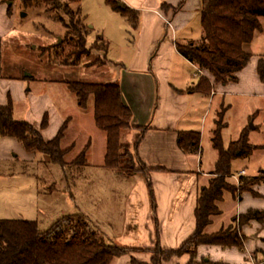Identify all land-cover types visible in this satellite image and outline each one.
Returning a JSON list of instances; mask_svg holds the SVG:
<instances>
[{"label":"crops","instance_id":"0c3cea01","mask_svg":"<svg viewBox=\"0 0 264 264\" xmlns=\"http://www.w3.org/2000/svg\"><path fill=\"white\" fill-rule=\"evenodd\" d=\"M8 2L0 0V72L5 53L12 44L15 46L16 38L20 35L16 28V14ZM119 2L137 13L139 26L134 29L133 40L124 38L118 42L120 46L116 44L120 47L116 53L113 50L115 36L125 35L124 31H104L103 39L109 46L106 60L119 68L112 78L120 83L123 103L132 111L133 129L124 132L121 141L145 165V171L128 177L132 185L126 193L122 230L115 233L113 229L114 233L108 234L101 230L105 237H113L110 240L116 245L137 250L115 259L112 264H133V259L140 264H150V251L157 245L164 250H178L196 230L195 212L199 194L202 188L209 185L219 159L213 145L216 156L212 150L209 154L203 144L208 128L215 125V129H212L214 136L221 113H227L233 99L264 97V83L257 74L260 55L255 53V37L247 47V52L251 54L249 64L237 74L235 82L225 85L216 84L206 72L197 74L199 67L179 53L178 44L201 40L202 0ZM111 11L112 16H121ZM262 33L263 30L256 35ZM202 77L211 85L209 95L195 90ZM9 94L8 97L0 95V106L9 104ZM211 119L214 124L210 122ZM250 119L251 116L247 121ZM30 124L36 129L39 126ZM61 127L55 131L47 127L43 138L46 141L54 139ZM141 129L147 130L137 144ZM181 132H200L201 150L197 155L187 154L179 148L178 136ZM89 142L87 162L93 148L92 140ZM105 154L106 142L105 153L101 155L103 164ZM244 174L238 175L240 182L264 176V172L252 177H245ZM235 184L238 185L237 182ZM230 195V200L225 195L219 203L221 215L213 219L206 229L207 234L227 229L240 216L264 214V180ZM231 200L236 202L235 210L232 209ZM83 214H87L86 211ZM99 225L98 228L104 227ZM107 225L115 228L112 223ZM242 235L245 237L244 251L235 247L201 245L194 260L189 254H183L162 264H264V220L243 227Z\"/></svg>","mask_w":264,"mask_h":264},{"label":"rangeland","instance_id":"374dc122","mask_svg":"<svg viewBox=\"0 0 264 264\" xmlns=\"http://www.w3.org/2000/svg\"><path fill=\"white\" fill-rule=\"evenodd\" d=\"M35 2L32 0L33 4ZM61 2L68 4L71 0ZM11 8L16 14V28L20 35L16 38L15 46L12 44L5 53L0 72V95L8 97V93L11 94L9 98L13 103L14 119L36 123L39 125L37 130L44 136L45 129L42 130L40 126L46 115L48 127L52 131L58 130L65 120L71 118L69 130L62 142L63 149L75 144L66 158L68 163L79 157L90 139L93 148L85 167L63 168L50 163L43 154L27 152L13 138H0V220L35 221L39 230L46 232L61 218L81 214L101 234L113 232V229L118 233L122 230L126 193L132 181H128L125 175L120 176L116 171L105 168L101 155L105 153L106 135L95 127L94 101H90L87 111H82L65 82L105 84L114 81L112 76L119 68L107 62L104 46L98 40L104 37L105 30L124 31L125 35L115 36L113 50L116 53L120 51V47L116 46L121 45L118 42L124 38L133 40L134 28L122 15L113 17L111 7L105 0H79L72 9H80V16L87 26L88 45L87 55L75 67L71 66L72 60L67 63L61 60V54L55 49L60 40L61 44L66 41L62 22L66 20L69 23V19L65 12L58 9L48 11L44 6H28L23 0H15ZM261 24L263 33L256 35L254 42L257 44L255 53L260 57L264 56V18ZM67 50L65 46L63 52L67 53ZM27 74L32 77H26ZM250 116L251 119L247 121ZM212 120L210 122L214 124ZM223 124L226 125L223 130L225 149L230 143L239 140L244 128H248L249 144L256 148L250 156L232 162L229 182L235 184L233 176L242 172H245V177L260 176L264 172V97L233 99L224 116V123L219 118L216 129L219 130ZM213 128L215 125L208 128L203 137V144L209 154L213 145ZM212 152L216 156L215 151ZM122 155L123 164L137 161L131 148L123 151ZM252 182L247 180L240 187L236 186L248 188ZM225 195L230 200V193L226 192ZM231 206L235 210L236 202L232 201ZM84 211L87 214L84 215ZM107 223H112L115 228L109 227ZM99 224L104 227L98 228ZM238 225L239 221L232 224L236 228ZM102 236L108 243L115 244L110 240L113 237Z\"/></svg>","mask_w":264,"mask_h":264},{"label":"trees","instance_id":"16d2710c","mask_svg":"<svg viewBox=\"0 0 264 264\" xmlns=\"http://www.w3.org/2000/svg\"><path fill=\"white\" fill-rule=\"evenodd\" d=\"M13 2L14 0H5ZM35 1V0H34ZM111 9L127 18L134 29H138L139 18L136 12L128 7H119V0H105ZM23 3L34 7L44 6L48 11L62 10L69 19L64 20L66 41L57 44L55 49L61 54L60 59L71 66H77L82 57L87 55V26L80 16V9H72L79 0L62 3L61 0H23ZM27 6V5H26ZM264 18V0H202L201 30L202 37L198 42L188 45L178 44L177 49L189 62L203 72L208 73L216 84H228L237 80V74L243 71L251 60L247 47L253 42L257 33L262 32L261 19ZM98 42L108 51V44L101 37ZM67 47V53L63 52ZM66 66V64H62ZM257 74L264 83V56L259 59ZM65 85L77 98L78 106L87 111L91 100L94 101V120L96 127L106 135V154L104 166L127 177L145 171V165L138 159L136 163L123 164V151L130 147L121 141L124 132L133 129L132 111L122 100L121 86L118 81L105 84L66 81ZM199 93L209 95L212 91L209 81L202 77L197 88ZM223 111L220 115L224 123ZM47 115L41 125L42 130L48 127ZM72 119L68 118L58 135L46 141L41 133L30 123L16 121L12 101L7 106H0V138L10 137L23 145L29 153H40L47 156L50 163L67 167H85L87 153L91 142L83 149L77 159L66 161L74 146L62 148V142ZM226 125L216 129L213 136V147L219 153L216 169L209 185L202 188L195 212L196 230L188 241L178 250H164L159 245L153 248L150 264H162L174 257L189 254L194 260L201 245L235 247L244 251L245 237L242 229L252 222H263L264 214H247L234 219L238 227L230 226L215 234H207L206 229L213 219L221 215L219 203L224 194H236V184L230 183L232 162L235 159L248 157L256 149L249 144L248 128H245L238 141L224 148L222 132ZM147 129H141L136 143L139 144ZM200 132H181L178 136L179 148L192 155L200 150ZM264 180V176L253 180L251 185ZM245 181L241 180V183ZM240 187V186H239ZM137 250L108 243L102 234L81 214L68 215L57 221L48 231L41 232L38 223L28 220H0V264H112L119 257L129 255ZM133 264H140L133 259Z\"/></svg>","mask_w":264,"mask_h":264},{"label":"built area","instance_id":"2783aa9c","mask_svg":"<svg viewBox=\"0 0 264 264\" xmlns=\"http://www.w3.org/2000/svg\"><path fill=\"white\" fill-rule=\"evenodd\" d=\"M197 74H203L204 72L202 70H200V68L197 69ZM236 180V182L238 183V185L240 184V176H233Z\"/></svg>","mask_w":264,"mask_h":264},{"label":"water","instance_id":"95a60500","mask_svg":"<svg viewBox=\"0 0 264 264\" xmlns=\"http://www.w3.org/2000/svg\"><path fill=\"white\" fill-rule=\"evenodd\" d=\"M12 3H13V2H8V4H9L10 6L12 5ZM119 7H120V8H123L124 6H123V4L120 3V4H119ZM61 42H62V40L59 41V44H61ZM26 77L30 78L31 75H30V74H27Z\"/></svg>","mask_w":264,"mask_h":264}]
</instances>
